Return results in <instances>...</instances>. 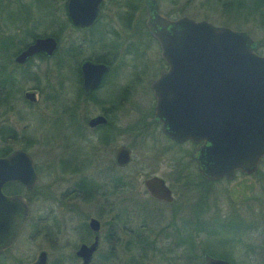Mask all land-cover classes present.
Returning a JSON list of instances; mask_svg holds the SVG:
<instances>
[{
    "label": "flooded vegetation",
    "instance_id": "obj_1",
    "mask_svg": "<svg viewBox=\"0 0 264 264\" xmlns=\"http://www.w3.org/2000/svg\"><path fill=\"white\" fill-rule=\"evenodd\" d=\"M154 1L157 10L167 18L181 17L161 11L159 2ZM70 2L72 7L75 2L77 3L78 12L73 8L76 12L75 19L82 24L81 20L88 14L86 8L90 0H0V89L3 91V97L0 99V158H5L16 151L25 152L30 157L35 174V181L30 189H26L22 182L10 179L1 185V192L6 196L21 195L29 208L28 197L41 176V162L37 155L44 150L42 146L35 149V146L41 145V121L53 118L54 123H60L63 131L71 138L66 144L67 148L71 153L82 149L80 152L82 157L77 159L71 155L65 159L62 152L59 153L62 151L59 150V146H55L54 149L59 154L56 159L55 156L50 159L51 170L53 169L54 174L64 172L78 175L79 179L75 183L78 190L73 194L74 198L83 204H92L98 211L96 217L84 215V218H87L86 227L83 223L74 231L76 236H79L69 255L72 264H83L77 251L81 245H90L95 236L97 243L87 264L146 263L156 250L163 251L166 260L173 264H204L206 256L223 259L232 264V259L213 251L210 238L216 233L202 224H209L208 222L213 219L224 223L226 220L228 222L231 218H236L240 223L233 227V235L237 231L247 233L251 227L235 209L219 215L216 196L211 197L209 192L211 186L231 181L237 175L248 177L261 173L259 175L261 180L264 174L259 166L264 156L251 173L245 174L236 170L231 179L222 177L207 180L202 177L192 158V153L201 142L195 144L189 140L183 142L172 140L163 133L161 123L154 116L155 98L150 84L158 78L160 71L167 67L160 56L157 41L149 34L145 25V0H142L143 20L130 18L132 14H127L128 10L125 9L124 15L116 12L118 20L111 16L104 18V10L116 16L115 9H120L118 6L135 10L139 0H121L122 4H118L116 0H100L98 15L83 27L70 17L68 10ZM236 2L243 5L239 0ZM176 4H179V0H173L169 5L174 7ZM259 4L258 15L262 22L264 37V0H260ZM45 8L50 16L47 22L41 18V10ZM38 9L40 18L34 14ZM135 26L145 32L150 42L137 41L135 38L137 33L133 30ZM121 29L126 32L125 36L121 34ZM45 37H51L55 42L50 53L34 51L21 55L36 39ZM149 43L156 46V54L150 53ZM256 53L264 57V39L260 44L257 42ZM84 62L107 67L97 84L93 87L88 86L89 89L84 88L81 75V65ZM42 79L46 83V88L51 90L50 104L46 106L45 111H40L37 106ZM27 81H30L31 85L25 87ZM26 93L32 95L26 96ZM90 105L97 108L93 115H89ZM123 114H129L130 120L123 123ZM98 116L102 121H92ZM29 117L33 121L32 124L26 121ZM123 132L137 137H146L154 133L159 135L171 148L175 147L179 151L181 157L179 155V158L177 157L178 171L185 167L183 162L185 152L181 146L189 143L192 146L189 153L190 161L197 176L201 178V181L195 184L200 183L202 194L193 197V200L175 195L166 179L154 173L149 176L155 175L163 180L169 189V200L154 198L146 189L145 198L143 195L120 193L121 185L118 184L120 172L132 160L131 148L119 142ZM120 145L129 149L130 161L125 166H119L115 161V149ZM21 163L20 158L14 160L10 167L12 174L20 171ZM53 165L56 167L53 168ZM145 177L147 176L142 178V184ZM148 202L156 205L155 210L158 213L155 221H152L155 226L151 225V221L145 215ZM189 205V215L186 216L184 212ZM240 205L243 209L249 208L247 201ZM161 207L168 209L167 212L164 211L166 214H161ZM79 212L77 210V213ZM202 215L206 218L201 219ZM164 216V225L156 226ZM28 217L29 212L27 219ZM90 218L98 222L96 231L89 227ZM137 218L141 219L137 221ZM222 226L226 227L225 224ZM239 234L231 237L232 242L243 245L242 260L252 264L257 257L254 264H264V246L251 247L245 240V235ZM13 243L1 251L0 256L10 250ZM63 263L62 260H56V264Z\"/></svg>",
    "mask_w": 264,
    "mask_h": 264
},
{
    "label": "water",
    "instance_id": "obj_2",
    "mask_svg": "<svg viewBox=\"0 0 264 264\" xmlns=\"http://www.w3.org/2000/svg\"><path fill=\"white\" fill-rule=\"evenodd\" d=\"M99 3L100 0H90L88 14L81 20L85 24L75 19L76 2L73 7L69 3V15L81 27L86 26L98 15ZM145 12L146 28L157 41L167 67L150 84L155 98L154 116L163 133L176 142H201L192 158L197 171L207 180L231 179L236 170L245 174L254 171L264 156V57L256 53V41L245 31L206 19L185 15L169 19L157 10L154 0H145ZM54 46L53 38H39L21 55L50 53ZM106 68L84 62V88L96 85ZM18 158L22 162L20 171L12 174L10 167ZM115 161L119 166L130 161L126 146L116 147ZM10 179L22 182L26 189L33 186L35 174L27 153L16 151L0 158V252L12 245L29 212L21 195L6 196L1 192V185ZM143 186L150 196L169 200V189L161 178L147 176ZM89 227L96 231L97 220L90 218ZM96 243L95 236L90 245L79 247L77 255L83 264L90 260ZM27 264H46V252L39 251L36 259ZM204 264L229 263L206 256Z\"/></svg>",
    "mask_w": 264,
    "mask_h": 264
},
{
    "label": "rangeland",
    "instance_id": "obj_3",
    "mask_svg": "<svg viewBox=\"0 0 264 264\" xmlns=\"http://www.w3.org/2000/svg\"><path fill=\"white\" fill-rule=\"evenodd\" d=\"M117 3L122 4L121 0H116ZM159 2V9L163 12H171V15L176 16H188L195 20L206 19L215 25H224L234 30L247 31L250 36L258 42H263V29L262 22L259 17L260 0H239V2L231 0H179V4L174 7H170L173 0H157ZM169 3V4H167ZM120 9H115V15L104 10V18L111 16L118 20L117 14L124 15L132 14V19H144L143 2L139 0V5L135 10H129L122 5L118 6ZM110 8V6H108ZM120 10V11H117ZM123 10V11H122ZM117 12V14H116ZM111 13V15H110ZM173 13V14H172ZM36 17L40 18V10L35 13ZM43 21H49V12L47 9L41 10ZM123 17H121L122 19ZM118 28V27H116ZM123 28V27H122ZM133 30L137 35V41H149V38L140 27H133ZM121 34L126 35V32L121 29ZM150 53L156 54V46L149 43ZM146 49V48H145ZM25 82V87L31 85L30 81ZM49 82V80H48ZM41 90L38 95V108L40 111H45L46 106L50 104V92L49 88H46L44 79L40 81ZM48 92V93H47ZM3 97V91L0 89V99ZM89 115H93L97 112V108L94 106L89 107ZM130 115L123 114L122 121L127 122L130 120ZM26 120L29 123H33L29 117ZM65 119V118H64ZM40 129V144L35 146L37 148H43L44 152L38 153L37 159L41 162V176L38 178L36 186L30 192L28 197L29 203V217L26 221L24 228L19 236L16 238L13 246L10 250L0 256V264H22L31 262L35 259L39 250H45L48 254L47 264H56V260H62L63 264H72L69 260V255L72 252L73 245L78 241V236L74 233L76 228H80L84 223L86 227V220L84 215L88 217H96L98 211L92 204H83L80 200L75 199L73 194L78 190V186L75 184L79 179L76 174L60 172L54 174L51 170L50 159L52 157L61 154L62 157L67 159L71 155H74L77 159L82 157L80 153L82 149L79 148V152L72 151L67 148L66 144L71 141V138L63 131V127L60 123L55 122L54 119H48L41 121ZM129 133H122L120 137V143L127 145L131 148V162L128 166L123 168L120 172V193L143 195L146 197L147 192L142 184V178L146 175L154 173L166 179L167 184H170L173 188L175 195H181L188 197L186 199L193 200L202 194L203 190L198 183L201 178L197 176V172L193 163L190 161L189 153L191 151V145L186 143L181 146L184 148V160L185 167H181L182 171L177 169V157L179 151L175 147H170L159 135L150 134L146 137L131 136ZM38 140V136H36ZM59 146V153L54 149ZM63 147V148H62ZM62 148V149H60ZM180 148V147H179ZM34 149V150H35ZM36 154V153H35ZM178 157V158H179ZM259 169L264 174V159L261 162ZM85 166V161H83ZM56 166L53 165V168ZM182 176L179 177V175ZM261 175V173H259ZM243 176L237 175L231 181L221 182L211 186V197L216 196L218 205V214L224 215L234 209L238 211L241 218L246 222H249L251 228L247 233L237 231L233 235V227L240 221L236 218H231L223 223L219 220L213 219L208 222L209 224H202L207 229H212L214 236L210 238L212 240L211 248L215 253L220 256H225L232 259V264H248L246 260H242L241 254L242 244L232 242V236L245 235L244 238L250 243L251 247L264 246V175L261 176ZM259 179V180H258ZM74 190V191H73ZM227 197H226V196ZM212 198H210L211 201ZM249 203V208L243 209L240 203ZM145 215L151 221H155L157 217V210H155V204L148 202ZM237 205V206H236ZM190 205L186 208L184 214L189 215ZM77 210L80 212L77 213ZM161 214L167 212L168 209L161 207ZM165 211V212H164ZM261 211V212H260ZM204 215V214H203ZM200 216V218H206V216ZM141 218H137L139 221ZM164 219L160 224L156 226H163ZM85 221V222H84ZM251 223V224H250ZM222 224L226 225L222 226ZM243 225V221L241 222ZM245 245V244H244ZM249 246V247H250ZM246 247V245H245ZM242 251V252H241ZM152 258L148 259L141 264H173L166 260L164 252L154 251L152 252ZM254 262H257L255 257ZM113 264V262H111Z\"/></svg>",
    "mask_w": 264,
    "mask_h": 264
}]
</instances>
